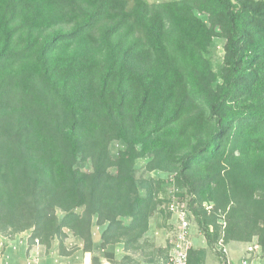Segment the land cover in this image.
Returning a JSON list of instances; mask_svg holds the SVG:
<instances>
[{
  "label": "trees",
  "instance_id": "1",
  "mask_svg": "<svg viewBox=\"0 0 264 264\" xmlns=\"http://www.w3.org/2000/svg\"><path fill=\"white\" fill-rule=\"evenodd\" d=\"M165 182L209 246L264 254V0H0V231L63 250L71 230L102 264L94 225L139 251Z\"/></svg>",
  "mask_w": 264,
  "mask_h": 264
},
{
  "label": "rangeland",
  "instance_id": "2",
  "mask_svg": "<svg viewBox=\"0 0 264 264\" xmlns=\"http://www.w3.org/2000/svg\"><path fill=\"white\" fill-rule=\"evenodd\" d=\"M150 1H160V0H150ZM162 1V0H161ZM226 42V35L220 30L217 31L215 35L214 44L212 47V54L210 55L215 67H218L224 58L225 50L224 44ZM125 148V145L121 141H113L107 146V150L109 154L113 158L119 157L120 152ZM148 161V158H139L136 160L137 167V179L138 181L143 180L144 178L154 176L156 178H164L168 177L167 173H162L159 171H147L145 169V165ZM78 166L84 172H91L93 170L92 163L90 161H80ZM173 184V182H165L162 189L159 191L160 196H163L167 193L168 188ZM144 192L143 189H141ZM179 192H183L180 188ZM180 194V193H179ZM186 201H189V197L185 195L184 197ZM78 210H82L79 208ZM158 210V209H157ZM57 214L60 218L63 216V212L58 210ZM124 221H127L128 218H123ZM219 222L222 224V229L226 226L225 217L222 216L219 219ZM150 232L148 231L142 240L139 243V251L137 252H127L124 250L122 244H111L107 245L105 248L100 247V242L95 241L94 252L96 255L100 257L102 264H153L156 259L164 255L166 253V247H162L165 245V241H167V236L169 234V228L165 226L161 215L155 216L153 215L150 220ZM102 226L94 225L93 228V238H98L102 232ZM199 230L200 235L194 236V244L191 248L192 254L190 256L189 263L190 264H204L205 260L208 256L213 259H218V248L217 244L213 248L207 244L204 238H202L199 227H196ZM195 228V229H196ZM33 230L28 229L22 232H14L13 229H6L4 231H0V235L7 237L8 239H17L21 238L23 241L28 242L29 249L32 247H36L34 253H29L24 256L25 264H85L86 256H88L86 260V264H90V255H86L83 247L84 241L76 236L73 231L67 230V235L64 241V252L60 248V240L58 238H54L51 240L50 245L41 244L36 242L34 245H30V236ZM224 235V234H222ZM201 238V239H200ZM251 244L258 243V237L255 236L251 240ZM167 243V242H166ZM238 246L240 247L239 249ZM235 246L232 244L229 246V255L232 258L233 264H241L243 254L247 253L248 249H246L245 244H241ZM259 250V253L256 255H252L253 257L260 256L262 258L263 251ZM62 253H65L64 255ZM108 253L113 254V256H108ZM31 262V263H30ZM264 264V263H263Z\"/></svg>",
  "mask_w": 264,
  "mask_h": 264
},
{
  "label": "built area",
  "instance_id": "3",
  "mask_svg": "<svg viewBox=\"0 0 264 264\" xmlns=\"http://www.w3.org/2000/svg\"><path fill=\"white\" fill-rule=\"evenodd\" d=\"M179 190L180 188L172 184L167 193L160 196L162 202L156 214L161 215L163 223L169 228V234L167 236L166 253L159 256L153 264H189L190 252L194 244L192 240L193 231L199 225L188 201L178 194ZM205 206L209 211L214 209L213 203H205ZM217 248L226 257L222 264H231L227 257L224 235L218 240ZM255 249H261V246L256 243L248 247L249 252H253ZM241 264H252V262L244 259Z\"/></svg>",
  "mask_w": 264,
  "mask_h": 264
},
{
  "label": "crops",
  "instance_id": "4",
  "mask_svg": "<svg viewBox=\"0 0 264 264\" xmlns=\"http://www.w3.org/2000/svg\"><path fill=\"white\" fill-rule=\"evenodd\" d=\"M158 215V214H157ZM156 216V213H155ZM153 217V216H152ZM151 217V219H152ZM150 219V220H151ZM150 232V227L149 230ZM199 233L198 228H194L193 231V243H194V236ZM200 235V233L198 234ZM195 236V237H196ZM202 238L205 239L203 234H201ZM95 241L100 242L101 241V235L98 238H94ZM201 239V238H200ZM167 241H165V245L162 247H166V243ZM252 242H247V241H230V242H226V248H227V257L230 260L231 264L232 263V258L229 255V246H231L232 244H235V246L241 245V244H245L246 245V249H248L249 245H251ZM240 247L238 246L237 249H239ZM37 249V246L32 247L29 249L28 246V242L27 241H22L21 238H17V239H8L7 237L1 236L0 235V264H25V258L24 256L29 253H34L35 250ZM166 249V248H165ZM257 253H259V250H253V252H249L247 251V253L243 254V258L244 259H248L250 262H252V264H263L264 263V254L262 255V258H260V256L257 257H253L252 255H256ZM86 255H90V264H91V258H92V253L90 252H85ZM88 256H86L85 259V264H86V260H87ZM31 263V262H30ZM66 264V263H65ZM204 264H222L221 260L219 259H213L210 256H208L205 260Z\"/></svg>",
  "mask_w": 264,
  "mask_h": 264
}]
</instances>
